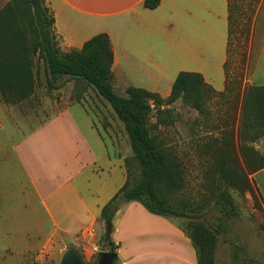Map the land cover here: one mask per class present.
I'll return each instance as SVG.
<instances>
[{
    "label": "crops",
    "instance_id": "0c3cea01",
    "mask_svg": "<svg viewBox=\"0 0 264 264\" xmlns=\"http://www.w3.org/2000/svg\"><path fill=\"white\" fill-rule=\"evenodd\" d=\"M11 1L0 0L4 2L0 10ZM143 4L144 0H46L54 16V34L61 52L81 50L99 34L109 36L115 90L134 86L168 97L177 75L191 72L201 74L216 92H224L227 0H161L154 10ZM262 10L264 0L257 14ZM19 32V28L0 25V35L6 37L0 39V62H32L38 80L39 66L44 68V61L33 53L29 36L19 42L10 36ZM16 51H20L17 56ZM180 64L184 68L174 73ZM43 71L46 80L45 68ZM171 76L173 83L166 81ZM245 84L264 87V36L254 71ZM76 106L80 109L75 110ZM11 109L0 100V118ZM20 138L13 153L28 184L22 188L26 201L22 202L30 204L34 199L41 207L42 219L36 218L35 224L51 225L45 241L76 245L91 240L102 223V208L126 183L123 156L110 154L107 141L80 102L29 127ZM262 174L264 169L255 179ZM6 198L0 193V211ZM10 218L5 215V225L23 224ZM112 226L116 264H198L196 249L177 222L149 213L140 203L124 205ZM18 235L22 240L23 236ZM24 235L30 238L27 232ZM33 235L31 239H40ZM28 252L22 251L21 256Z\"/></svg>",
    "mask_w": 264,
    "mask_h": 264
},
{
    "label": "rangeland",
    "instance_id": "374dc122",
    "mask_svg": "<svg viewBox=\"0 0 264 264\" xmlns=\"http://www.w3.org/2000/svg\"><path fill=\"white\" fill-rule=\"evenodd\" d=\"M20 4L21 0H18L19 8ZM1 5L4 2H0V8ZM258 6L254 13L250 12L252 17L248 25L243 26L246 21H240L243 24L239 23L232 38L228 72L239 81L235 87L240 89V96L234 100L232 96L213 99L209 115H200L181 99L170 103L169 96H166L161 98L158 107L154 105L148 121L150 133L159 140L167 156L176 161L184 177V186L171 202L178 208L186 205V211L196 218L174 220L182 229H189V222H196L217 230L215 264H264V198L261 192L264 193V174L255 179L264 168L249 175L251 191L239 195L230 189L237 206V216L226 220L215 207L217 163L235 156L243 167L246 160L253 168L264 165V137L252 142L255 130L247 127L251 118L249 115L244 117L246 111L242 98L245 80L254 71L264 36V10L258 15ZM19 8L12 12L13 15L8 12L3 14L0 24L11 22V27L19 28L32 40L29 15ZM5 38L1 33L0 39ZM181 68L184 65H177L174 73ZM43 69L40 64L38 85L29 99L20 101L11 97L10 102L5 103L0 95V100L13 110L0 118V193L7 197L0 211V264H61L64 254L70 250L77 251L86 264H96L99 253L111 252L113 226L107 231L102 222L94 237L84 244L45 241L51 225L35 224L36 218L42 219L43 216L37 201L30 200V204L26 203L28 207L22 202L23 186L28 187V184L13 153V146L29 131V127L42 123L71 103L80 102L107 141L110 154L123 156L126 176L129 174L131 181L138 177L137 163L125 127L110 105L94 89L75 84L68 78L61 81L59 89H48ZM166 81L173 83V76ZM162 85L159 86L165 95L167 92ZM115 91L118 95H126V90ZM76 109L80 108L76 106ZM243 145L253 151H244V156ZM5 215L11 217L8 220L23 224L5 225ZM9 229L11 233H8ZM24 232L30 234L29 239L24 238ZM18 234L23 236L22 240ZM33 234L40 239H31ZM24 250L29 251L25 257L21 256Z\"/></svg>",
    "mask_w": 264,
    "mask_h": 264
},
{
    "label": "trees",
    "instance_id": "16d2710c",
    "mask_svg": "<svg viewBox=\"0 0 264 264\" xmlns=\"http://www.w3.org/2000/svg\"><path fill=\"white\" fill-rule=\"evenodd\" d=\"M45 1L21 0L19 8L18 0H12L2 10L0 18L7 12L11 15V12L18 11V8L22 13L29 15L32 50L44 61L47 88L57 90L61 87V81L68 78L75 84H83L94 89L123 123L137 163L138 177L131 181L129 174L127 175L123 187L102 208L101 222L105 225L113 224L117 212L132 202L140 203L153 215L173 219L194 218L186 211V205L178 208L171 202L172 197L184 186V177L176 161L167 156L161 143L150 133L148 127L153 111L152 105L158 107L162 97L134 86L126 89L125 96L118 95L111 81L113 52L109 36L105 33L87 41L81 50L61 52L54 34V16ZM160 2L161 0H144L143 5L154 10ZM260 2L261 0H227L229 28L227 60L224 65L226 90L222 93L216 92L204 81L201 74L180 72L168 97L170 103L181 99L200 115H209V105L213 99L232 96L234 100L240 96V89L236 90L235 87L239 81L228 72L232 38L240 21L245 20L243 26L248 25L252 17L250 12L254 13ZM7 25L12 26L10 22H7ZM10 36L18 42L26 40V34L21 30L18 34ZM19 52L16 51L15 56ZM34 69L35 65L32 62H0V95L5 103H9L11 97L24 101L35 94L38 84ZM242 98L244 110L247 112L244 113V117L249 115L251 118V124L247 127L255 130L251 138L254 142L264 137V87L247 85ZM241 147L243 155L244 151H253L249 146ZM216 165L215 172L218 178L215 207L222 217L229 220L237 216V206L229 192L230 189L239 195L251 191L249 175L264 168V165L253 168L246 160L243 167L235 156L222 159ZM189 223L190 228L182 230L196 249L198 264H215L217 230L200 223ZM110 246V251L115 253L117 249L115 243L110 242Z\"/></svg>",
    "mask_w": 264,
    "mask_h": 264
},
{
    "label": "water",
    "instance_id": "95a60500",
    "mask_svg": "<svg viewBox=\"0 0 264 264\" xmlns=\"http://www.w3.org/2000/svg\"><path fill=\"white\" fill-rule=\"evenodd\" d=\"M154 107V105H152ZM107 231L112 228V224L106 225ZM117 256L113 252H101L99 253L96 264H116ZM61 264H86L80 254L75 250H70L65 253Z\"/></svg>",
    "mask_w": 264,
    "mask_h": 264
}]
</instances>
